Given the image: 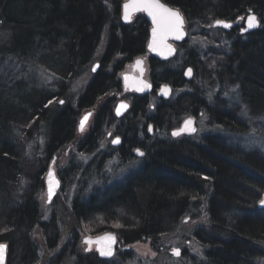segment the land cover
I'll use <instances>...</instances> for the list:
<instances>
[{"label":"trees","instance_id":"1","mask_svg":"<svg viewBox=\"0 0 264 264\" xmlns=\"http://www.w3.org/2000/svg\"><path fill=\"white\" fill-rule=\"evenodd\" d=\"M125 1L0 0V243L8 244L6 264L43 263L41 247L34 241L36 227L45 233V238L50 235L57 245L60 242L58 225L63 220L42 219L38 197L44 189V179L40 170L44 162H51L54 156L71 146L75 129L69 120L70 110L53 111L52 99L56 94L62 96L68 84L88 71L105 31L108 36L105 61L120 54L130 59L146 54L148 26L142 17H137L130 26L110 25L106 20V5L115 2L114 11L119 17L120 6ZM162 2L183 12L190 25L199 22L208 25L221 19L236 21L248 13L262 19L261 27L253 34L242 35L240 28H235L224 31V38L229 42H217L221 52L213 58L215 66L207 68L206 72L208 79L218 78V89L212 98L220 102L214 106L199 101L193 103L196 99L192 92L182 99L191 107L201 108L204 104V112L211 121L217 119L225 127L226 123H232L235 132L242 131L246 137L248 128L253 129L256 136L247 143L253 148L249 149L248 156L241 148L225 154L224 147L212 141V146L218 147L216 156L208 153L205 157L196 147L188 146L187 151L159 149L158 155L156 153L152 160L149 158L137 181L133 179L131 184L115 185L103 191L107 200L104 205L101 197L94 201L101 190L96 192L89 188L93 177L98 179L97 185L103 182L99 174L103 161L86 167L88 161L76 163L72 155L58 175L65 185L73 187L74 179L76 185L78 182L81 186L77 195L84 199L86 209L78 212L85 219L74 217L75 223H83L90 216L97 228L113 230L123 238L125 245L146 238L156 248L163 236L175 232L187 218L194 219L198 211L199 218H207L204 223L209 225L194 233L196 241L203 246L198 251L202 264H247L252 254L255 258L251 264H264V209L256 208L264 194V0ZM13 59L24 64L23 79L7 70V64ZM195 59V50H190L181 68L196 65ZM151 63L154 85L159 87V83H166L176 89L183 87L180 71L166 72L170 66L167 63ZM42 73L49 79L43 78ZM225 80L229 81L228 85ZM119 87L116 80L98 78L86 92L85 103H95L98 96ZM197 91L204 98L203 86ZM143 104L139 101L137 107ZM171 110L173 113L163 115L180 117L179 110L174 112L176 107L169 112ZM77 111L79 113V107ZM227 111L231 114H226ZM40 125L38 135L28 129ZM42 134L45 141L40 147L38 139ZM26 138L34 150L31 176L27 175L23 153ZM145 150L148 160L152 153ZM77 152L83 154L81 149ZM100 207L99 214L88 216L89 211ZM70 217L73 218L71 212ZM162 231L164 235L159 233ZM47 244L49 248V242ZM83 257L95 260L96 264L103 263L96 255L83 254Z\"/></svg>","mask_w":264,"mask_h":264},{"label":"rangeland","instance_id":"2","mask_svg":"<svg viewBox=\"0 0 264 264\" xmlns=\"http://www.w3.org/2000/svg\"><path fill=\"white\" fill-rule=\"evenodd\" d=\"M115 4H116L115 2L114 3L109 2L106 5V7L109 11L112 12L114 11ZM121 6H120L119 20L121 17ZM250 16H251L250 14L244 15V18L240 22L236 20L239 23L236 24L235 26H232V28H230V31H232L235 28H240L241 34L243 35V34H250L258 30L261 27L260 25L261 23L257 19V25L255 26V28L251 31H247L248 27L245 26V23ZM221 20H216V21H221ZM224 21H227V20H224ZM236 21L232 20V21H227V22L235 23ZM215 22L211 21L210 24L208 25H206V22H199V24L192 23L191 25L188 22L186 24V27L184 28L187 34L186 42L182 43L183 46H186V49H180L179 52L176 53L175 57L170 59L171 61H168L169 62L168 65L180 70L181 65L183 63V59L186 58V53L190 52V50L191 51L195 50L196 65L192 66L193 68L192 77L193 79L199 76L204 78V80L202 79V82H203L202 86H203V91L205 93V97H208V98L213 97L215 94L214 92L217 91L218 82H216V79L218 80V78H215V76L214 77L211 76L210 77L211 79L206 80V77H207L206 70L207 68H212L215 66L213 58L215 57V55L221 52V50L218 49L219 43L217 42L222 43L223 40L226 42H229L226 38H224L223 29H218V28L213 27V24ZM124 26H130V25L124 24ZM104 33L105 34L100 43L101 48L98 51H96V54H95L97 55L98 58L97 57L96 58H97V61L99 62L102 59L104 55L103 52L107 46L108 36H107L106 31ZM175 49H176V46H175ZM93 65L94 63L92 64V68H91L92 70L94 67ZM132 66L133 64L131 62L125 63L123 65L121 73H119L120 76L122 73H132ZM144 67L147 70L148 66L146 68V66L144 65ZM42 77L49 79V76L46 75V73H42ZM148 78H149V74L146 75V79ZM92 79L93 77L90 74V75L84 76L83 79L81 80H75L72 82V85L70 88L72 89V91L70 92V95L72 96L71 99H73L72 101L75 106L77 104L79 97L82 96L87 83H89ZM225 83L226 85H228L229 81L225 80ZM182 90H184V88H182L181 90H174L173 99L180 96V93ZM118 98L120 99V97ZM57 103L58 101H55L53 106H56ZM84 113L80 114L79 117L81 118L84 115ZM172 118L173 117H171V119ZM166 122L172 125V123L168 119H166ZM196 122H197L199 132L201 134L203 124L200 122L198 123V121ZM201 124L202 126H200ZM115 125L116 124H114L113 126ZM28 129L32 130L31 132H33L35 135H38L39 131L41 132V125L35 129L30 126ZM43 135L44 134H42V136H40V138L38 139V144L40 147H43L44 145L43 143L45 141V137ZM244 139L247 141L246 143H244L247 146L246 149L249 150L253 148L252 147L253 145H249V147L247 145V143L252 140V137L247 136ZM23 140H24V144H23L24 152L23 153L26 156L25 164L28 170L27 175L31 176L34 171V169L32 171V166H33L32 158L34 156L33 155L34 150L32 149L33 147L32 144L27 141V138ZM107 140L108 139H104V141L101 143L102 147H105L108 145V143L113 142V139H110L109 141ZM74 150H75L74 147H71L69 150L68 148L64 149V151H62L57 156H55L51 162L46 163V164L44 162V164L41 166L42 167L47 166L46 170L52 167L53 170L57 173V171H59L60 169L65 168L66 162L71 158L72 155L75 157L77 161H83L85 163L88 161L87 160V157H89L88 155H83L82 153L77 152V151L74 152ZM113 157L114 158L109 160V165L111 167H113L115 164L113 162L119 161V159H121L120 156H116V157L113 156ZM116 176L119 178L121 174H117ZM43 179H44V187H45L46 175ZM72 182H73L72 186L75 187L76 183L74 179L72 180ZM66 189L63 194L56 195L55 200L52 203H49L47 187H45L42 191L40 190L41 195H39L38 198H40V204H41V209H42L41 211L42 219L46 220L49 218V216L52 213H54L56 217L59 216V218L63 220L62 224L60 225V229H59L60 230V239H59L60 242L56 249H51L50 247L49 249L48 244L46 243L47 241L45 240V233L40 231L39 228L37 227L34 229L35 231L34 241L37 242L39 246L41 247V252H42L41 259H43L42 264H48V263L76 264V261H74L73 259V258H76L73 250L75 251L78 250L79 254L81 252L82 255L84 254V255H96L97 256L98 254L96 248L92 244H88L85 241V239L87 238L97 236V233H96L97 230L89 229L90 227H96V226L91 225L90 227H87L89 223L91 224L94 223V222L92 223V221L90 220L88 221L84 220V222H89L87 224H85L84 222L76 224L73 221V219L70 218V215H69L70 210H71L70 205H71L73 196L75 195V192L73 191V189H70L69 187H67ZM200 215L201 214L198 213L197 211L196 214H194V217H193L194 219L187 218L188 220L186 222H181L177 230H175V232L171 234H166V236H164L160 240L159 243H156V246H155L156 248L152 247V244H151L152 242L150 240H146L145 242L136 243L133 246H126V247L125 246L122 247L121 244H119L118 247L117 246L115 247L114 255L111 259H109L110 261H103L102 264H194L200 261L202 264V257L198 256L199 245H197L196 243V237L194 233L198 232V230L200 229H207L209 225L204 223V222H207V218L204 220H201L199 218ZM100 227L101 226H99L98 228ZM4 244H7V243H0V245H4ZM201 248H203V246H201ZM62 249H64L63 250L64 252L61 251ZM175 249H179L182 252L177 258H174L170 255V253L174 251ZM57 259H59V261Z\"/></svg>","mask_w":264,"mask_h":264},{"label":"flooded vegetation","instance_id":"3","mask_svg":"<svg viewBox=\"0 0 264 264\" xmlns=\"http://www.w3.org/2000/svg\"><path fill=\"white\" fill-rule=\"evenodd\" d=\"M137 17H142L144 22L147 23L148 26V37H149V29H150V25L148 24L147 20L144 19V16H137ZM137 17L134 18V22L136 21ZM243 18H239V22L242 20ZM238 21L237 24L239 23ZM133 22V23H134ZM132 23V24H133ZM236 25V23H235ZM239 29V28H236ZM240 30V29H239ZM226 32H230L226 31ZM148 40V38H147ZM147 40H146V45H145V55H140L137 56L134 59H130L129 57L125 56L123 54H120L114 58H111L110 61H112V63L114 65L118 64L122 70L123 65L125 63L131 62L133 64L132 66V73H122L121 76L119 73H121V70L119 71V73H115V76H113L112 74H108V72H106L104 70V66L101 62L96 61L95 58L93 60V63L95 62H99V67H93V69H95V71H93L92 68V64H89V67L87 68V72H85V74L83 75H92L93 79L87 83L86 85V92L90 89V86L92 84H94L95 80L98 78H103L105 80L106 77H108V80H116L119 82V89H116V91L113 92H108L102 96H98L97 99L95 100V103H90L88 105V110H86V112L84 113V115L80 118H77L76 121H74V125H73V129H75L74 135H73V139L75 140L74 142H71V146H69L68 150L71 147H74L75 150L74 152H76L77 150H80L81 148L86 152V151H95L97 154H102V158L106 159L107 163H109V160L114 158L113 156H120L121 159H119V161L113 162L115 163L114 166L117 167V164L122 163V165H124L127 168V172L129 173V175L132 174L133 179H136V175L135 172L132 168V160L134 159L135 161H138L141 163V170L140 172L143 171V168L147 165V163H149V158L148 160L146 158L147 156V152H146V148H150L152 144H149V139L147 137L143 138V134L145 136V134L147 133V129L148 132H152L153 128L157 127V123L156 121L159 120L161 117L160 116H164L166 111H169L171 108L177 109V106H179L181 100L183 98H185L189 92H191L189 89H186L185 87H181L184 88V90L181 91L180 96L176 97L175 99H173L174 90H181V89H176L174 86H172V84H161L159 85V87H157L156 85L153 84V79H152V74H151V67H152V63L151 61H155V62H160V63H169L168 61L165 62H161V61H157L156 59H154L151 54L149 52H147ZM176 46V51L177 53L179 52L180 49H186V46H183L182 43L179 45H175ZM107 47V46H106ZM105 51L106 48L104 50V56L102 59V62L104 63L105 61ZM136 59H141L144 63V65L148 66L147 70L145 69V67L143 66L144 70H145V75H144V79L147 83H150L152 85V90L150 92H148V94H140V93H136L135 91H130V89H126L124 86V79L126 77V75H132L133 77H138V69H136ZM108 60V61H109ZM175 60V59H173ZM109 61V62H110ZM147 61V62H146ZM171 61V60H169ZM184 61V60H183ZM186 61V60H185ZM148 63V65H147ZM185 63V62H184ZM183 63V64H184ZM117 66V65H116ZM184 69V71H183ZM191 69V75L192 76L193 72V68L192 65H186V66H182L181 71L184 72V75L186 76L188 74L187 70ZM119 74V75H118ZM149 74V78L146 79V75ZM189 77V78H190ZM188 80H193V78ZM162 86H168L171 89V93H170V99L168 100H164L160 95V89ZM202 88L201 85H197V90ZM83 96H80L79 98H81ZM120 97V99L118 98ZM118 98V99H117ZM139 101H143L144 104L142 105V107H137ZM123 103V105H126L127 110L124 113H120L122 115L117 114L116 110H117V105ZM160 104V107H156L155 104ZM78 108V107H77ZM200 112L203 113L204 112V104L203 106L200 108ZM177 111V110H176ZM165 112V113H164ZM82 110L79 111V115L82 114ZM200 115H203L201 114ZM88 114L89 116L87 117V121L85 122V125L83 127V130H79L80 124H81V120L84 119L85 115ZM164 114V115H163ZM166 119L168 117L164 116ZM172 117V116H171ZM169 117V118H171ZM177 117V118H176ZM189 117V116H188ZM187 116H183L182 117H178L175 116L174 119L176 118L178 123L177 125H175L174 127H172L167 133L168 136H164V138H166V140L173 138L171 141H168L169 143L173 144H180L183 141L184 142H189L190 144H194L197 142H204L205 141V137H203L202 133L200 134L198 126H197V120L195 121V126L196 128V133L193 136H187L185 134L174 137L172 135V132L175 131L177 128H179V126L181 125L182 121L185 118H188ZM143 118V119H142ZM195 120V118H194ZM114 124H116L115 126H113ZM150 125H152V127H150ZM151 128V131H150ZM151 135L153 137H151L152 139H156V138H161L159 135H157L156 133L154 134L153 132L151 133ZM80 136V137H78ZM171 136V137H170ZM119 138L120 143H108L107 146L102 147L101 143L104 141V139H108L107 141H109L110 139H113V141L115 139ZM72 143H74L72 145ZM136 147L140 150V152L143 153V156H139L136 155L134 156L133 150L136 149ZM152 154H156L155 150L152 149ZM68 154V153H67ZM97 154L94 156H91L89 153H84L83 155H88L89 157H87V160L89 163L85 164V166H89L91 163L94 164H98L99 162V158L97 157ZM137 157V158H136ZM153 158V157H152ZM152 158H150L152 160ZM68 160V159H67ZM102 160V159H101ZM66 165V164H65ZM82 166V164H79ZM67 166V165H66ZM103 167V166H102ZM64 169V168H63ZM95 172V171H94ZM59 171H57L56 175L58 176L59 180H60V189L56 192V194L52 197L53 199L51 201H49V203H52L55 200L56 195L58 194H63L65 192V189L67 187H69L70 189H73V191L75 192V195L73 196V199L71 201V205H70V212L73 214V218H81V219H85V217L83 218L80 215V212H78L81 208L86 209V205L83 204L84 199L82 200V198L80 196L77 195V189L81 188V186L75 184V187H71L65 185L64 181L62 180V178L58 175ZM99 174H101L102 176V180L103 183L97 185L99 183L98 179L96 178V181L91 183H89V188L91 190H95L96 192H99V190H108V188L113 187L115 185L120 186L121 184H119L116 180H115V173H110L107 172L104 167L103 169H101L99 171ZM98 181V182H97ZM96 185V186H93ZM67 186V187H66ZM44 187V186H43ZM46 187V185H45ZM44 187V188H45ZM95 188V189H94ZM67 191V189H66ZM95 192V193H96ZM58 197V196H57ZM96 197V196H95ZM59 198V197H58ZM91 199H89L88 203L90 202ZM76 205V207H78L76 210L75 208H73V206ZM91 208H89L90 210ZM74 211H76L74 213ZM69 213V211H68ZM91 214V211H89L88 216ZM70 215V213H69ZM54 217V220H61L58 216L56 217V215H54V213H52L48 219ZM47 220V219H46ZM188 220V219H187ZM187 220H185L184 222H186ZM58 227H60L58 225ZM108 261V260H105Z\"/></svg>","mask_w":264,"mask_h":264},{"label":"bare ground","instance_id":"4","mask_svg":"<svg viewBox=\"0 0 264 264\" xmlns=\"http://www.w3.org/2000/svg\"><path fill=\"white\" fill-rule=\"evenodd\" d=\"M107 9V8H106ZM107 12H108V15H107V18H106V20L109 22V24L110 25H113L114 23L115 24H117V25H122V26H124V24H123V22L122 21H120L119 20V17H117L116 16V14H115V12L114 11H109L108 9L106 10ZM180 11V10H179ZM181 12V11H180ZM181 14H182V16H183V18H184V23H185V27H186V24L188 23V21H187V18L185 17V15H184V13L183 12H181ZM249 14V13H248ZM264 15V14H263ZM256 19H258L259 21H260V23L262 22V19L259 17V16H257L256 15ZM263 21H264V19H263ZM122 32V31H121ZM254 32H256V31H254ZM253 32V33H254ZM253 33H251V34H253ZM101 48V44H100V46H99V48H98V50ZM97 50V51H98ZM96 54V53H95ZM103 54H104V52H103ZM104 56V55H103ZM126 56V54L124 55V57ZM97 55H95V60L97 61ZM102 59H103V57H102ZM102 59L100 60V62L103 64V65H105L104 66V70L106 71V72H108V74H114V73H119V71L121 70V68H118L119 66L117 65H114L113 63H112V61H105L104 63L102 62ZM94 60V61H95ZM93 63V62H92ZM94 67H99L100 65H99V62H95L94 63V65H93ZM7 70H9L10 71V73H13L17 78L19 77V78H21V79H23L22 78V75H21V73H25V68H24V64L23 63H21V62H19V61H16L15 59H13V61H10L8 64H7ZM176 70L177 71H180L181 73H182V77H181V80H180V83H181V85L183 86V87H185L186 89H189L191 92H192V94H194V96H193V98L194 99H196L195 101H192L193 103H195V102H197V101H199V102H201V103H203V102H205L206 104H210L211 106H214V103H219L220 101L217 99V98H208V97H205V94H204V98H203V96L202 97H200V95H199V93H198V91H197V85H202V79L204 80V78L203 77H196V78H194L193 80H188V78L184 75V72L183 71H181V68H180V70H178V69H176V68H174V67H172V66H169V68H168V70H166V72H175L176 73ZM42 75V74H41ZM84 75V74H83ZM191 78H193L192 76L189 78V79H191ZM81 79H83V76L81 77V78H79V79H77V80H81ZM206 80H208V78L206 77ZM163 84V83H162ZM71 85H72V83H70V84H68V87H67V90L65 91V92H63L62 93V96H60V95H58V94H56L57 95V97H54L53 99H52V101H51V103H50V105H51V108L53 109V111H55V112H58V113H62L63 112V109H65V108H68L69 110H70V121L71 122H73V125H74V121H76L77 120V118H79V113H78V111L76 110L77 109V107H79L80 108V110H82V112L84 113V112H86V110H88L87 108H88V103H85L86 101H85V99H84V96H85V94H86V87H85V90L83 91V94H82V96L83 97H81V98H79L78 99V101H77V104H76V106L74 105V103H73V99H71V95H70V92L72 91V89H70L71 88ZM113 85V84H112ZM159 85H161L160 83H159ZM107 92H105V94H106ZM201 93H202V91H201ZM204 93V92H203ZM202 93V94H203ZM60 94V93H59ZM82 99H84L83 101L84 102H82ZM55 101H58V103H57V105L56 106H53V104H54V102ZM60 101H63V103H60ZM187 101L186 100H181V102H180V104H179V106H178V108L176 109V110H179L180 112H181V115H180V117H184V116H189L188 118H185L183 121H182V123H181V125L179 126V128H177L175 131H179V130H181L182 128H183V124H184V122L186 121V120H194V118H195V120H194V126H195V121L197 120L198 121V123L200 122V123H202L203 124V126H202V124L200 125V126H202V136L203 137H205L206 139H205V141L204 142H197V143H194V144H190L189 142H182V143H180V144H175V143H173V144H171V143H169L168 141H171L173 138H170V139H168V140H166V138H164L163 137V135L164 136H168V131L172 128V127H174L175 125H177V123H178V121H177V119L175 118H167L171 123H172V125L171 124H169V123H167L166 122V118L164 117V116H160L161 118L159 119V120H157L156 121V123H157V127L156 128H153V130H152V132L155 134H157V135H159L161 138H156V139H152L151 137H153L152 135H151V133L152 132H148V129L146 130L147 131V133L145 134V136H144V134H143V138L144 137H147L148 139H149V144L151 145L152 144V146H151V149L150 148H148L147 147V149H149L150 150V152L152 153V149H154L155 150V152L157 153L158 152V150L159 149H172V150H178V151H184V150H186L187 151V148L186 147H188V146H190L189 148H192V147H196V148H198V149H200V151L202 152V154H203V157H205L206 156V154H208L209 153V155H212V156H216L215 155V149L216 148H218V147H213L212 146V141L213 142H217V144H218V142L220 143V145L219 146H221V147H224V152H225V154H231V153H234V151H238L240 148H241V150L242 151H245L246 152V154H247V156H248V151L249 150H247L246 149V145L244 144V142L242 141L246 136H245V133H243L242 131L241 132H235V129H234V127H233V124L232 123H226L225 125H226V127L223 125V123L220 121V123H219V121L217 120V119H215L214 121H211L210 119H209V116L208 115H206V113L204 112V113H201L200 112V108H197V107H194V106H190V105H187V103H186ZM155 106L156 107H160L161 105L158 103L157 105L155 104ZM228 108V107H227ZM230 108V107H229ZM176 110H174V112L176 111ZM166 113H168V114H170V113H173V111L171 110L170 112L169 111H166ZM200 113L201 114H203V115H200ZM230 113V112H229ZM215 114H217V116H218V118H220V114L217 112V113H215ZM226 114H228V111H227V113ZM231 114V113H230ZM230 114H228V115H230ZM232 116V115H231ZM143 119V118H142ZM171 119V120H170ZM78 121V120H77ZM221 123H222V125H223V127H222V125H221ZM262 123H264V121H262ZM179 125V124H178ZM177 125V126H178ZM150 127H152V125H150ZM196 127V126H195ZM197 128V127H196ZM150 131H151V128H150ZM246 133L248 134L247 136H250V137H252V139H253V137L254 136H256V134L254 133V130L252 129H249L248 128V130L246 131ZM169 137V136H168ZM171 137V136H170ZM209 140V141H208ZM184 143H189V144H184ZM138 148L136 147V149H134L133 150V153H134V156H135V154L137 155V150ZM81 150L84 152V153H89L91 156H94V157H96L95 155L97 154L95 151H91V152H89V151H84L82 148H81ZM154 155L155 154H152L151 155V157L150 158H152V157H154ZM157 155H158V153H157ZM57 156V155H56ZM55 157V156H54ZM97 157L99 158L98 160L99 161H103V167H104V169L107 171V172H109L110 171V173H115L114 174V176H115V180L119 183V184H131V181L133 180V176H132V174L131 175H129V173L127 172V168L124 166V165H122V163H119V164H117V167H115V166H113V167H111L110 165H109V163H107V161H106V159H103L102 158V154H97ZM137 158V157H136ZM54 159V158H53ZM102 159V160H101ZM132 162V168L133 169H135L134 170V172H135V175H136V181L139 179V178H141V176L143 175V171L142 172H140V170H141V163L140 162H138V161H135L134 159L131 161ZM76 163H79V161H76ZM43 169H41L40 171H41V177H45V175H47L48 173L47 172H49L48 170H50V169H47L46 170V168H47V166H44V167H42ZM39 171V172H40ZM117 174H121V176L118 178L116 175ZM47 177V176H46ZM46 180V179H45ZM134 180V181H135ZM90 181L91 182H95L96 181V177H93V178H91L90 179ZM103 183V182H102ZM101 183V184H102ZM133 183V182H132ZM103 191H105L106 192V188H105V190H101V194H99V195H97L94 199V201H98L99 200V198L101 197L102 198V200H103V204L102 205H104L106 202H107V200H106V195L103 193ZM100 192V191H99ZM259 203H260V201H259ZM258 203V204H259ZM101 207H103V206H101ZM101 207L100 208H98V209H93L92 211H91V213L92 214H99L102 210H101ZM257 209H258V206L256 207ZM71 218V217H70ZM86 218H88L87 219V221L88 220H90L91 218H90V216L89 217H86ZM71 219H73V221L75 222V220H74V218H71ZM90 225H95V224H91V223H89V226ZM89 229H93V230H97V236H95V237H90L91 239H101V238H103V237H105V236H108V235H110V236H114L115 237V242H116V246L118 247V245L119 244H121V246L123 247V246H133L134 244H136V243H140V242H145L146 240H149V239H146V238H144V240L143 241H140V242H135L134 244H131V245H125V243H124V241H123V238H120V236L117 234V233H115L113 230L112 231H108V230H105V229H100V228H96V227H90ZM125 231H127V229L125 228L124 229ZM159 233H161L162 235H164L163 233V231L162 232H159ZM167 233V232H166ZM204 234V233H203ZM206 236V234L204 235V236H202V238H204ZM164 237V236H163ZM162 237V238H163ZM48 239V240H47ZM45 240L47 241V242H49V244H50V247L52 248V249H56L57 247H58V245L56 244V241H54L53 239H52V237L50 236V235H47V238H45ZM46 242V243H47ZM196 243H197V245H199V250L201 249V245L196 241ZM59 244V243H58ZM95 248L97 247V243H91ZM64 249H62L61 251L62 252H64L63 251ZM74 251V255L76 256V260H74V261H76V264H96V261L95 260H91V261H89V259H86V258H84L83 257V255L81 254V252H80V254L77 252V251H75V250H73ZM198 251V250H197ZM174 251H172L171 253H170V255L172 256V257H174V258H177V257H175L174 256V253H173ZM180 253H182L181 252V250H180ZM9 255V254H8ZM86 256H88V255H86ZM254 254H252V255H250L249 257H248V260H247V264H251V263H253L254 262ZM8 259V258H7ZM99 260V259H98ZM79 263H78V262ZM100 261V260H99ZM101 262V261H100ZM6 263H7V261H6ZM196 264H201V261L200 262H196Z\"/></svg>","mask_w":264,"mask_h":264},{"label":"water","instance_id":"5","mask_svg":"<svg viewBox=\"0 0 264 264\" xmlns=\"http://www.w3.org/2000/svg\"><path fill=\"white\" fill-rule=\"evenodd\" d=\"M130 0H126L123 5L121 6V17H120V21H122L125 25H131L134 21V18L137 17V16H144V19L147 20L148 24L150 25V29H149V37H148V40H147V52H149L151 54V56L156 59L157 61H161V62H165V61H169L170 59L174 58L177 51L175 50V45H179L181 43H185L186 42V31H185V23H184V18L181 14V12L179 11L181 17L183 18V25H182V28H181V32H182V35L180 36V38H177V35H179V33H176V32H165V31H160L157 33V35L154 37L153 35V29L157 27V25L154 23L153 21V18L151 15H149L146 11H137V10H129L130 11V14H129V18L126 19L125 18V8H124V5L129 3ZM160 3L165 5L166 7L168 8H171L173 10H176L172 7H170L169 5L165 4L164 2H162V0H160ZM256 18V15H252ZM249 17V18H250ZM249 18L247 19L246 23H245V26L248 27V30L247 31H251L255 28V26L257 25V19H256V22H255V25L253 27H249L248 25V21H249ZM227 24H230L231 27H224L223 24H217L216 22L213 24V27L214 28H218V29H224L225 31H229L230 28H232V26H235V23L237 24V22L233 23V22H227V21H224V20H221ZM150 45H152L150 47ZM138 61L140 63H138ZM136 69H138V77H133L132 75H126L125 79H124V86L125 88L127 89H130V91H135L136 93H140V94H148V92H150L152 90V85L150 83H147L144 79V73H145V70L143 68L144 66V63L141 59H136ZM97 68V67H96ZM188 74L186 75L187 78L190 77L191 73L189 74V69L187 70ZM169 89L170 91L168 92L167 95H165L163 92H162V89ZM170 93H171V89L170 87L168 86H162L161 89H160V92H159V95L164 99V100H168L170 99ZM123 105V103H120L117 105V109L120 108V106ZM125 105V104H124ZM127 110V108H120V113H124L125 111ZM117 112V110H116ZM122 115V114H120ZM89 115L86 114L85 117H88ZM119 116V115H118ZM84 117V118H85ZM84 119H82L81 121H83ZM186 121H189V120H186ZM185 121V122H186ZM192 121V124L189 126V127H185V122L183 124V128L179 131H173L172 132V135L174 137H177V136H180V135H187V136H193L195 133H196V127L194 126V120H191ZM85 125V123H84ZM192 129H195V131H192ZM79 130H81V124H80V127H79ZM179 132L180 134L179 135H174V133H177ZM137 155H139L137 153ZM141 156V155H139ZM143 156V155H142ZM50 173H53L54 175H49ZM46 180H45V185L47 187V190H48V193H49V186H50V183L53 185V188H54V194L49 197V194H48V198H49V201H51L53 198V196L56 194V192L60 189V180L58 178V176H56V173L55 171L53 170V168L51 167L48 174L46 175ZM59 182L58 185L56 184V182ZM262 200H264V194L262 196ZM258 209L259 210H262L264 209V205H262L261 203L258 204ZM110 236V235H108ZM108 236H105L103 238H101L100 240L99 239H91V238H87L85 239V241L88 243V244H91V243H97V247H96V250H97V257L100 261L102 260H109L113 257L114 255V251H115V247H116V242L112 243L110 242L107 237ZM89 241H91L89 243ZM0 246H4L2 251H0V256H2V258H0V264H6V261H7V258H8V246L7 244H4V245H0ZM111 247L112 249V255L111 256H103L100 254V250L101 249H104V250H107L108 247ZM174 253V256L175 257H178L180 255V250H179V255H177L175 253V251L173 252Z\"/></svg>","mask_w":264,"mask_h":264},{"label":"snow or ice","instance_id":"6","mask_svg":"<svg viewBox=\"0 0 264 264\" xmlns=\"http://www.w3.org/2000/svg\"><path fill=\"white\" fill-rule=\"evenodd\" d=\"M125 8V18H129L130 11L129 10H137V11H146L149 15L152 16L154 23L157 25L156 28L153 29V35L154 37L157 35L160 31L165 32H176L179 33L177 35V38H180L182 35V32L180 31L183 25V18L181 17L178 10H173L171 8L166 7L165 5L160 3V0H130L129 3L124 5ZM256 18L254 16L249 18L248 25L249 27H253L255 25ZM217 24H223L224 27H231L230 24H227L223 21H217ZM152 45H150L151 47ZM138 63H140L138 61ZM95 71V69H93ZM191 73V69H189V74ZM170 90L165 88L162 89V92L167 95ZM60 103H63V101H60ZM120 108H126V105H121ZM120 108L117 109V114H120ZM87 121V117L84 118V120L81 122V130H83L84 123ZM192 124V121H186L185 127H189ZM192 131H195V129H192ZM180 133H174V135H179ZM113 143H120L119 138L115 139ZM139 155H143L142 152H140L139 149L136 150ZM54 175L53 173L49 174ZM58 181L56 184L58 185ZM49 197H51L54 194V188L53 185L50 183L49 186ZM260 203L264 205V200H261ZM107 239L114 243L115 237L114 236H108ZM91 241H89L90 243ZM4 246H0V251H2ZM177 255H179V249L174 250ZM100 254L103 256H111L112 255V249L109 246L107 250L101 249ZM2 258V256H0Z\"/></svg>","mask_w":264,"mask_h":264}]
</instances>
